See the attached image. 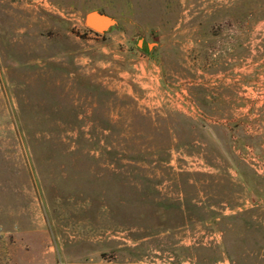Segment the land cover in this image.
Segmentation results:
<instances>
[{
	"label": "rangeland",
	"instance_id": "1",
	"mask_svg": "<svg viewBox=\"0 0 264 264\" xmlns=\"http://www.w3.org/2000/svg\"><path fill=\"white\" fill-rule=\"evenodd\" d=\"M0 264H264V0H0Z\"/></svg>",
	"mask_w": 264,
	"mask_h": 264
},
{
	"label": "water",
	"instance_id": "2",
	"mask_svg": "<svg viewBox=\"0 0 264 264\" xmlns=\"http://www.w3.org/2000/svg\"><path fill=\"white\" fill-rule=\"evenodd\" d=\"M85 24L97 32H105L114 25V20L99 11H90L85 16Z\"/></svg>",
	"mask_w": 264,
	"mask_h": 264
}]
</instances>
